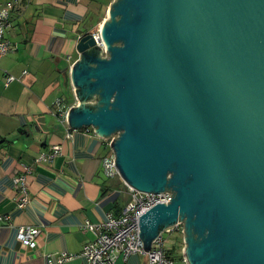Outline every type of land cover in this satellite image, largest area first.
<instances>
[{"label": "water", "instance_id": "95a60500", "mask_svg": "<svg viewBox=\"0 0 264 264\" xmlns=\"http://www.w3.org/2000/svg\"><path fill=\"white\" fill-rule=\"evenodd\" d=\"M78 51L71 129L117 136L125 183L171 192L145 250L183 223L188 264H264V0H115Z\"/></svg>", "mask_w": 264, "mask_h": 264}, {"label": "crops", "instance_id": "0c3cea01", "mask_svg": "<svg viewBox=\"0 0 264 264\" xmlns=\"http://www.w3.org/2000/svg\"><path fill=\"white\" fill-rule=\"evenodd\" d=\"M21 2L7 33L14 48L0 61V216L9 217L0 220V264H51L50 258L64 252L74 255L64 264H88L82 253L94 235L85 222L101 223L110 213H121L131 193L122 178L106 177L105 141L93 130L73 132L57 102L76 104L67 73L82 59L79 40L98 28L97 8H106L107 20L114 0ZM9 76L16 80L7 85ZM57 145L62 150L53 160H41ZM23 164L32 167V200L20 209L15 179L25 173ZM25 226L41 229L36 248L19 240ZM183 248H169L178 264H187ZM116 264H149V259L119 256Z\"/></svg>", "mask_w": 264, "mask_h": 264}, {"label": "built area", "instance_id": "2783aa9c", "mask_svg": "<svg viewBox=\"0 0 264 264\" xmlns=\"http://www.w3.org/2000/svg\"><path fill=\"white\" fill-rule=\"evenodd\" d=\"M20 0L8 2L0 5V61L7 56L14 48L12 42L8 39V29L12 26L13 12ZM105 50V54H106ZM106 56V55H105ZM16 78L9 76L7 85L14 82ZM77 99V97H76ZM64 100L59 99L57 105L61 108L60 117L66 122L69 120L70 111L80 105L77 99L76 104L71 107L63 105ZM73 132L77 131L72 129ZM86 130H95L86 128ZM69 138L72 134L68 135ZM117 136L112 139H103L108 148V153L103 157V171L106 177L110 179L122 178L116 162V153L113 148V142ZM62 150L60 145L54 146L52 151L44 154L41 160H53ZM25 173L15 179L16 187L19 192L18 206L20 209H25L32 200L28 178L33 173L32 167L24 165ZM127 185V184H126ZM131 193V200L123 208L119 214L110 213L107 220L101 223H92L86 221L84 224L85 230L94 235V239L88 242L83 250V256L87 259L88 264H116L119 256L128 259L133 255H146L149 259V264H178L177 260L169 254V248L166 246L164 232L153 244L150 251L144 248V241L141 238L140 220L141 216L155 207L159 203L169 204L172 200L171 192L164 193H145L127 185ZM9 217L0 216V220ZM184 224L179 223L167 231L183 232ZM42 234L41 229L35 226H25L19 231V240L25 247L36 248L37 241ZM67 252H64L54 258H50L51 264H64L73 258ZM188 264V263H187Z\"/></svg>", "mask_w": 264, "mask_h": 264}, {"label": "rangeland", "instance_id": "374dc122", "mask_svg": "<svg viewBox=\"0 0 264 264\" xmlns=\"http://www.w3.org/2000/svg\"><path fill=\"white\" fill-rule=\"evenodd\" d=\"M5 1L6 0H0V4L6 3ZM100 1L104 2L105 0H100ZM95 14H100V21H99L100 24H98L99 25L98 28L94 29V32H97L100 29L101 24H103L105 21L104 18L106 17V8L103 7V10H100V11L97 8L95 10ZM117 180H119V179H117ZM183 234L184 233L181 231H175V232L166 231L164 233V238L166 240V246L168 248H171L174 245V246H176L177 251L182 250L184 243H185ZM183 252H184V248H183Z\"/></svg>", "mask_w": 264, "mask_h": 264}, {"label": "trees", "instance_id": "16d2710c", "mask_svg": "<svg viewBox=\"0 0 264 264\" xmlns=\"http://www.w3.org/2000/svg\"><path fill=\"white\" fill-rule=\"evenodd\" d=\"M12 1H15V0H12ZM19 2H20V3H18V5L16 6V8H15V10H14V11H18V10H19V7H20V5H21V3H22V2H21V0H20ZM124 207H125V206H124ZM124 207H123V208H124ZM169 254H170V255H172V256H173V257H174V258L177 260V257H176V256H174V254L172 253V250H169ZM181 258H182V260H184V259H185L183 255H182V257H181Z\"/></svg>", "mask_w": 264, "mask_h": 264}]
</instances>
